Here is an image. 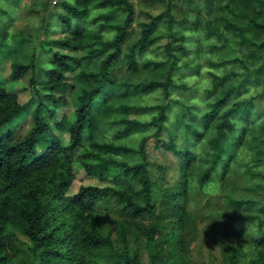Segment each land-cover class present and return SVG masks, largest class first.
<instances>
[{
	"label": "trees",
	"instance_id": "16d2710c",
	"mask_svg": "<svg viewBox=\"0 0 264 264\" xmlns=\"http://www.w3.org/2000/svg\"><path fill=\"white\" fill-rule=\"evenodd\" d=\"M225 6L233 15L224 16V23L237 36L238 43L248 49V54L243 58L221 57L210 61L211 68L237 64L241 69L212 72L211 88L205 108L197 118L198 125L179 117L171 128L165 125L166 114L172 104L167 94L174 84L177 52L185 46L183 35L174 28L169 8L150 14L149 20L141 22L138 32L128 42L135 15L132 0H58L54 14L63 24L60 30L63 35L47 39V45L42 49L43 60L38 62L37 59V63L36 59L23 62L12 57L16 49L6 39L7 20L1 16L7 12L0 9V63L9 59L12 79H19L30 72L28 85L21 90L28 88L36 102L30 111L31 123L25 133L16 134L11 127L2 130V126L25 111L26 104L19 98L20 90L0 82V264H144L139 254L129 252L127 246L124 250L112 249L113 260H106L105 256L114 242L110 231L96 218L99 213L97 203L106 195L114 197L122 208L135 215L142 212L154 214L156 211V204L152 201L154 183L144 149L147 136L142 137L136 147L126 141L116 142L94 135L98 128L95 107L106 97L111 84H126L140 92L162 89L167 97L165 102L154 105L122 103L111 107V110L115 115L112 122L122 125L115 134L117 138H124L131 130L156 127L155 137L160 143L155 145H162L181 159L179 184L169 193L164 191L169 197V210L179 207L175 195L178 193V198L182 197L181 185H186L188 175L192 174L188 164L196 159L194 145L203 137L204 131H210L211 136L205 141L206 147L201 148L206 165L198 174L200 183L211 176L222 157L233 155L244 128L254 134L253 138H258L257 145H263L257 151L264 152V137L260 136L264 132V107L258 108L257 105L264 98V0H227ZM164 15L167 30L160 32L157 24ZM88 22L98 23L100 30H91L87 27ZM105 31H112V35L106 37ZM223 36L218 32V38ZM160 37H164V57H148L141 63L139 58ZM125 43L128 47L123 50ZM71 51H81L82 54ZM120 60L131 71L142 64L148 70L147 75L134 81L121 78L115 70V64ZM84 61H96L97 69H81ZM77 68H80L86 85L76 96L68 125V142L52 140L39 148L41 137L45 133H53L50 120L58 104L67 103L62 92L72 83L67 80L66 72ZM139 112H151L152 115L149 119H140L136 117ZM186 112L195 117L191 109ZM250 121L254 126L250 129L244 127L245 122ZM177 128L192 131L184 146L174 141ZM232 130L237 136L227 137ZM162 131H168V139L157 137ZM210 149L212 151L207 157ZM119 154H139L140 159L130 162L115 156ZM75 160L87 175L101 180L111 179L112 183L82 184L75 193L66 194L75 178ZM229 202L237 207L244 204L264 207V201L252 199L229 198ZM169 216L166 213L163 219ZM239 218L244 219V216ZM162 231L164 227L155 223L143 229L149 239ZM19 234L29 239L26 246ZM253 237L262 249L264 229L258 227ZM242 249L241 240L237 238V243L229 248V263L242 264L239 259ZM157 255V250L153 251L152 260ZM248 264H264V256L259 253Z\"/></svg>",
	"mask_w": 264,
	"mask_h": 264
},
{
	"label": "rangeland",
	"instance_id": "374dc122",
	"mask_svg": "<svg viewBox=\"0 0 264 264\" xmlns=\"http://www.w3.org/2000/svg\"><path fill=\"white\" fill-rule=\"evenodd\" d=\"M57 1L0 0V9L4 8L7 12V15L0 12L7 20L6 39L9 45L16 49L11 54L13 58H19L23 62L32 59H36V63L37 59L38 62L42 61L44 56L42 49L46 47L47 39L63 35L60 31L63 24L54 14L57 10L55 9ZM226 1L132 0L135 15L127 37L128 42L138 32L141 22L149 20L150 14H158L167 8L173 16L174 28L184 37L182 43L185 49L177 52L176 68L173 70L174 84L167 94L172 99L171 107L166 114L167 128L178 122L179 117L197 126V118L202 114L208 99L212 72L224 73L241 69L237 64L211 68L210 61L213 62L221 57L243 58L248 54V49L238 43L237 36L224 23V16L233 15L225 6ZM87 27L93 31H99L101 28L98 23L92 22H88ZM157 29L160 32L167 30L165 15L158 20ZM218 32L224 34L223 38H218ZM104 34L110 37L112 31H105ZM163 41L164 37H160L139 58V61L142 63L148 57L153 59L164 57ZM127 47L128 43H125L123 50ZM61 50L70 52L67 49ZM73 53L82 54L81 51ZM80 68L85 71L96 70L97 62L84 61ZM80 68L66 72L67 80L72 83L71 87L62 92L67 103L58 104L56 113L50 120L53 133H45L41 137L39 148L48 145L52 140L68 142V125L76 105V96L86 85L84 76L80 74ZM145 68L141 64V67L135 70H128L122 60L115 64L117 75L131 81L145 77L148 73ZM262 73L260 72V75ZM29 76L28 71L23 77L12 79L9 59H4L0 63V82L6 87L20 90L19 98L26 104L25 111L15 117L11 123L2 126V130L11 127L16 134H23L29 128L30 111L36 103L35 97L28 88L21 90L23 86L28 85ZM166 100L167 97L162 89L140 92L126 84H111L107 88L106 97L95 107V120L98 122V128L94 132L95 137L116 142L126 141L138 147L141 138L147 136L144 149L154 183L152 201L156 204L154 214L142 212L135 215L130 210L122 208V204L116 202L111 195L100 198L97 203L99 213L96 218L106 230L110 231L114 242L105 259L112 261L114 257L110 254L111 250H124L127 246L129 252L136 251L139 254L144 264H231L227 259L230 255L229 248L237 243V238H240L243 246L239 254L242 264H248L249 260L257 258L259 253L264 256V247L259 248L253 237L258 227L264 229V207L262 208L260 204H244L237 207L229 202V198L264 201V152L257 151L263 148V145H257L259 141L258 138H253L254 134L244 128L233 155L222 157L211 176L200 183L198 174L206 165L201 148L206 147L205 141L211 136L210 131H204L203 137L194 145L196 159L188 164L192 174L188 175L186 185H181L182 197L178 198V193L175 195L179 207L175 206L172 210H169V197L167 198L165 193L176 189L179 184L182 173L181 159L162 145H155L160 143L155 137L156 127L131 130L121 139L116 137L115 134L122 125L112 122L115 115L111 107L122 103L154 105ZM257 103L258 108L264 107V98ZM188 108L194 111V118L186 112L189 111ZM151 115V112L136 113V117L140 119H149ZM251 124V121L245 122L244 127L250 129L254 126ZM176 131L174 141L184 146L192 131L182 128H177ZM236 136L234 130L227 135L229 138ZM260 136L264 137V132ZM157 137L168 139L169 133L162 131ZM211 151L212 149L209 150L207 157L210 156ZM115 156L119 159L126 158L130 162L140 159L139 154ZM73 167L75 178L66 194L75 193L82 184L112 183L111 179L101 180L87 175L76 160ZM135 185L139 187L138 184ZM166 213L170 216L163 219ZM241 216H244V219H240ZM152 223L163 226L164 231L156 232L153 238L149 239L143 229H147ZM19 238L23 241V245L29 243L25 235L19 234ZM155 250L158 255L152 260L151 253Z\"/></svg>",
	"mask_w": 264,
	"mask_h": 264
}]
</instances>
